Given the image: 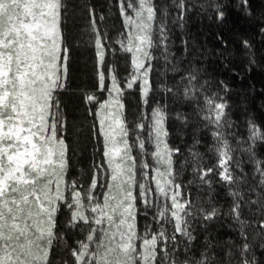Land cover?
<instances>
[{"label":"snow or ice","instance_id":"6c2138e0","mask_svg":"<svg viewBox=\"0 0 264 264\" xmlns=\"http://www.w3.org/2000/svg\"><path fill=\"white\" fill-rule=\"evenodd\" d=\"M237 7L264 42V0ZM196 10L219 23L230 14L224 0H0V264H264V157L254 151L264 128L248 116L247 138L229 132V83L187 60V35L185 56L171 52L173 30ZM77 11L88 17L98 65L96 82L81 91L87 121L63 95L74 43L66 25ZM115 19L119 28L108 23ZM217 39L216 55L227 59L231 45ZM242 45L251 68L255 45L251 38ZM124 50L131 70L127 59L120 66ZM161 57L163 74L154 79ZM133 88L142 106L129 120L124 101ZM169 116L211 129L216 163L196 151L194 135L183 149L192 164L187 183L210 189L218 172L231 197L227 207L211 190L205 201L185 189L187 162L175 167L183 146L168 143ZM85 131L94 137L92 161L86 174L73 175L74 144ZM238 145H246L250 172L234 157ZM222 216L236 232L221 242L209 223Z\"/></svg>","mask_w":264,"mask_h":264},{"label":"trees","instance_id":"16d2710c","mask_svg":"<svg viewBox=\"0 0 264 264\" xmlns=\"http://www.w3.org/2000/svg\"><path fill=\"white\" fill-rule=\"evenodd\" d=\"M75 3H81L82 0H73ZM104 3V0H99ZM159 2V0H158ZM170 3L171 0H165ZM229 5V17L219 23L208 16L203 15L196 10L188 17L183 28H175L172 34L173 46L171 52L176 59H181L185 56L184 47L181 41L187 35L191 41L189 48L191 53L187 60L195 59L197 63L203 65L209 76L217 77L226 80L230 85L228 99L231 103L229 109L234 126H229V132H236L239 136L247 138L249 136L246 119L248 116L254 117L258 124L264 128V42H262L259 32L255 31L254 20L246 19L245 13L237 7L239 0H224ZM115 15V13H113ZM259 13L257 14V19ZM109 25L119 28L120 20H109ZM88 17L79 11L74 12L69 18L66 29L69 32L70 38L74 40L72 52L70 56V79L64 99L68 102L70 110L76 112L77 119L90 120L91 116L85 112V99L81 95L83 89L90 88L97 79V60L95 55L94 44L87 40L88 33ZM219 35H223L231 45L229 51L232 53L227 59H221L216 55V49L221 47L220 41L217 39ZM115 37V32L113 33ZM243 38H251L255 45L257 60L251 68L248 66L247 53L242 45ZM118 47V45H116ZM209 50L211 54L201 58L199 55L200 49ZM128 60V68L131 70L130 56L126 50L118 53L120 66L123 67L125 60ZM106 60L110 66L113 62L111 52L106 53ZM187 60L184 63H187ZM171 63V61H169ZM158 72L154 74V79L163 74L164 64L163 58L157 63ZM167 78L171 80L172 74L169 72ZM126 114L131 120L133 114L137 113V109L141 108V98L138 88L127 90L125 94ZM159 97L157 96V99ZM172 111V109H169ZM168 143L174 147L188 149L193 144V136L200 141L196 146V151L202 154L204 160L210 164L216 163V153L211 149L214 143V138L211 135V129H205L199 125H184L182 121L175 117L168 118ZM231 140V137H229ZM93 137H90L87 131L84 132L80 141L74 144L79 146L78 152L72 156V165L75 173L78 172L76 167L88 168L92 160V144ZM80 143V144H79ZM236 144V141H232ZM251 143V140H247ZM246 145H238L234 148V157L238 158L245 167L247 172L252 171L253 165L249 159V153L245 150ZM254 151L257 156L264 157V140L257 138ZM179 162L175 167H181L187 162V167L184 170L183 177L185 180V189H187L191 197L195 199L207 200L211 190V195L217 202L223 203L227 207V202L231 200L228 195L226 182H221L218 172L209 177L213 180V184L200 185L197 181L191 187L188 181H192V164L189 153L183 152L178 158ZM75 163V164H74ZM77 171V172H76ZM63 219V218H62ZM234 222L228 217H221L218 220L209 223V232L213 239L218 238L219 241H224L229 236H235V227H229ZM200 242L203 241L204 233L197 232ZM259 254V250H258ZM58 262L59 256L54 258Z\"/></svg>","mask_w":264,"mask_h":264},{"label":"rangeland","instance_id":"374dc122","mask_svg":"<svg viewBox=\"0 0 264 264\" xmlns=\"http://www.w3.org/2000/svg\"><path fill=\"white\" fill-rule=\"evenodd\" d=\"M125 32H126V29L124 30ZM129 54V56H130V53H128ZM137 88H133V89H129V90H136ZM68 90H66V91H64V93H63V95L64 94H66V92H67ZM105 98H106V96H107V93H103L102 94ZM85 104L87 105L89 102L87 101V100H85ZM93 103H95V102H93ZM124 103H125V101H124ZM125 113H126V103H125ZM89 115L91 116V113H89ZM127 115V114H126ZM93 139H94V137H93ZM78 143V142H77ZM76 143V144H77ZM80 144V143H79ZM77 146V148H76V151H77V153H79L78 152V149H79V146L78 145H76ZM233 154H234V149H233ZM97 159H99V154H97ZM92 161V160H91ZM75 164V163H74ZM76 169L78 170V172L77 173H75V171L73 170V175H81L82 174V172L84 173V174H86L87 173V171H88V168H82V166L81 167H76ZM221 178V177H220Z\"/></svg>","mask_w":264,"mask_h":264}]
</instances>
